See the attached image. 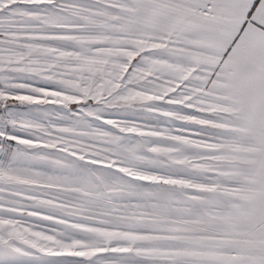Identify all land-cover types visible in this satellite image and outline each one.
Listing matches in <instances>:
<instances>
[{
    "label": "snow or ice",
    "instance_id": "6c2138e0",
    "mask_svg": "<svg viewBox=\"0 0 264 264\" xmlns=\"http://www.w3.org/2000/svg\"><path fill=\"white\" fill-rule=\"evenodd\" d=\"M0 264H264V0H0Z\"/></svg>",
    "mask_w": 264,
    "mask_h": 264
}]
</instances>
